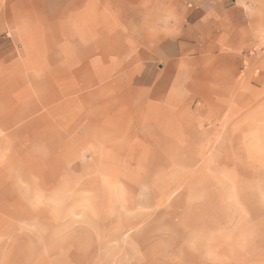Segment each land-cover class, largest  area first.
I'll use <instances>...</instances> for the list:
<instances>
[{
  "label": "rangeland",
  "instance_id": "rangeland-1",
  "mask_svg": "<svg viewBox=\"0 0 264 264\" xmlns=\"http://www.w3.org/2000/svg\"><path fill=\"white\" fill-rule=\"evenodd\" d=\"M171 4L0 0V264H264V0L197 93L141 105Z\"/></svg>",
  "mask_w": 264,
  "mask_h": 264
},
{
  "label": "crops",
  "instance_id": "crops-1",
  "mask_svg": "<svg viewBox=\"0 0 264 264\" xmlns=\"http://www.w3.org/2000/svg\"><path fill=\"white\" fill-rule=\"evenodd\" d=\"M181 1L185 0H171L170 14H166L170 21L161 25L162 33H155L159 36L154 39H146L135 58L125 65L128 74L121 80L138 91L141 105L156 106L157 101L173 103L189 98L190 92L197 93L202 81L193 75L189 61L198 60L196 72L202 66L204 51L219 49L228 43L236 45L242 31L253 35L257 27L255 15L260 14L252 9L248 11L242 5L243 2L247 5L249 0H235L228 7L218 2L210 4L206 0H192L194 7L179 15ZM130 12L129 9L128 14ZM138 15H143L141 9ZM180 19L182 28L179 30L177 22ZM144 35L152 36V33L145 31ZM175 83L179 89L166 88Z\"/></svg>",
  "mask_w": 264,
  "mask_h": 264
}]
</instances>
